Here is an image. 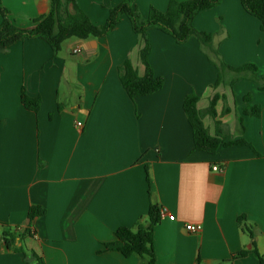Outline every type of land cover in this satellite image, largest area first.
Segmentation results:
<instances>
[{"label":"crops","instance_id":"1","mask_svg":"<svg viewBox=\"0 0 264 264\" xmlns=\"http://www.w3.org/2000/svg\"><path fill=\"white\" fill-rule=\"evenodd\" d=\"M76 1L101 26L122 0ZM2 2L22 28L51 11V0ZM169 2L136 0V6L145 17L151 7L165 12ZM194 26L215 35L227 65L257 71H227V83L240 77L235 86L214 89L219 70L210 51L194 36L181 45L153 28L150 62L165 84L132 100L119 69L127 60L140 75L144 68L126 16L106 37L65 41L57 57L39 38L0 54V264H27L23 254L7 250L9 230H28L17 245L44 264H141L116 249L115 233L147 226L152 206L176 218L161 219L154 229L156 264H261L253 242L264 258V32L241 0H222ZM23 89L41 98L37 113L23 106ZM191 93L202 112L215 94L226 96L231 112L221 115L223 101L216 107L221 129L250 146L221 147L215 155L197 151L184 110ZM247 105L259 106L261 116L241 123ZM206 118L214 135L215 120L209 126ZM32 207L46 215L29 223ZM190 223L203 231L187 232Z\"/></svg>","mask_w":264,"mask_h":264},{"label":"trees","instance_id":"2","mask_svg":"<svg viewBox=\"0 0 264 264\" xmlns=\"http://www.w3.org/2000/svg\"><path fill=\"white\" fill-rule=\"evenodd\" d=\"M221 2L222 0H188L185 2L170 0L165 12L151 7L147 16L144 17L136 6V0H122L118 6L110 10L106 23L97 26L80 8L76 0H51V11L49 14L35 20L32 27L22 28L16 24L10 10L0 0V54L8 52L12 46L20 41L39 38L50 45L54 52V57H57L65 41L69 39L88 40L106 37L118 27L123 17L126 16L138 37L139 61L144 68V74L140 75L132 61L127 60L119 69L122 85L132 100L153 95L162 90L165 84L164 79L155 74L150 62L152 45L148 35L153 28L170 35L181 45L186 44L191 37H196L201 47L210 51L209 60L219 70L214 89L220 86L233 88L240 77L227 83L225 80L227 71L240 75L247 72L255 73L257 71L256 66L245 65L236 68L227 65L219 51L214 47L215 35L200 32L194 26V20L201 12L215 8ZM241 3L248 14L259 19L261 29L264 32V0H241ZM244 100L249 103L251 96H246ZM219 101L224 102L222 116H226L231 112L226 105V96L215 94L206 112L199 110L200 98L196 94L191 93L185 98L184 110L193 130L195 149L215 155L221 147L250 146L244 138L235 140L221 129L222 122L217 120L218 113L216 110ZM21 102L25 109L29 111L37 113L40 110L41 98L29 96L26 89L22 90ZM207 115H210L215 120L216 132L214 135L209 133L204 123V117ZM260 116L261 108L259 106L247 105L243 108L240 116L241 123H243L244 117L259 118ZM160 212L161 210L157 206H152L149 211V224L141 226L136 231L125 227L119 228L115 233L117 241L114 246L116 249L126 258L132 256L142 258L143 262L141 264H156L153 241L154 229L161 220ZM45 215L46 210L44 208L32 207L28 213L29 223ZM241 220L243 219L239 220L242 223ZM246 230L254 238L250 228H246ZM27 235H29L28 230L23 233H20L19 230L4 232L3 240L7 250L23 254L27 264H44L42 258L35 252L18 247L17 240L23 241ZM253 247V253L260 263L264 264V258L256 250L254 242ZM246 255L247 253L245 252L241 253V256Z\"/></svg>","mask_w":264,"mask_h":264},{"label":"built area","instance_id":"3","mask_svg":"<svg viewBox=\"0 0 264 264\" xmlns=\"http://www.w3.org/2000/svg\"><path fill=\"white\" fill-rule=\"evenodd\" d=\"M80 51V49H77L75 51V53H78ZM77 128L82 129L83 127V123L79 122L76 124ZM220 168H214V171H219ZM160 218L161 219H165L168 218L170 221H175V216L171 215L170 213H168L166 210H162L160 212ZM185 229L187 230V232L192 233V234H200L203 231V226L202 224H187L185 226Z\"/></svg>","mask_w":264,"mask_h":264},{"label":"rangeland","instance_id":"4","mask_svg":"<svg viewBox=\"0 0 264 264\" xmlns=\"http://www.w3.org/2000/svg\"><path fill=\"white\" fill-rule=\"evenodd\" d=\"M224 103V102H223ZM224 109V108H223ZM220 110V109H219ZM223 112V111H222ZM222 115V114H221ZM207 117V118H206ZM205 118H206V124L207 125H209V126H213V125H215L214 124V120H213V118L210 116V115H208V116H205ZM234 117H230L229 118V120H231V119H233ZM205 121V120H204Z\"/></svg>","mask_w":264,"mask_h":264}]
</instances>
